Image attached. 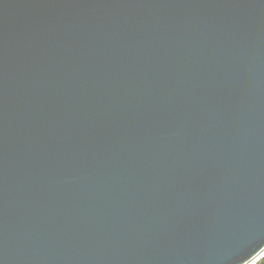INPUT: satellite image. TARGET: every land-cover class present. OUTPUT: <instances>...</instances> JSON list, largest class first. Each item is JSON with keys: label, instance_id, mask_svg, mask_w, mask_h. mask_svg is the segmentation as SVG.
I'll return each instance as SVG.
<instances>
[{"label": "water", "instance_id": "95a60500", "mask_svg": "<svg viewBox=\"0 0 264 264\" xmlns=\"http://www.w3.org/2000/svg\"><path fill=\"white\" fill-rule=\"evenodd\" d=\"M262 249L264 0H0V264Z\"/></svg>", "mask_w": 264, "mask_h": 264}, {"label": "built area", "instance_id": "2783aa9c", "mask_svg": "<svg viewBox=\"0 0 264 264\" xmlns=\"http://www.w3.org/2000/svg\"><path fill=\"white\" fill-rule=\"evenodd\" d=\"M264 257V249H262L260 252H258L254 257H252L250 260H248L244 264H257L261 258Z\"/></svg>", "mask_w": 264, "mask_h": 264}, {"label": "trees", "instance_id": "16d2710c", "mask_svg": "<svg viewBox=\"0 0 264 264\" xmlns=\"http://www.w3.org/2000/svg\"><path fill=\"white\" fill-rule=\"evenodd\" d=\"M257 264H264V257L260 259V261Z\"/></svg>", "mask_w": 264, "mask_h": 264}]
</instances>
